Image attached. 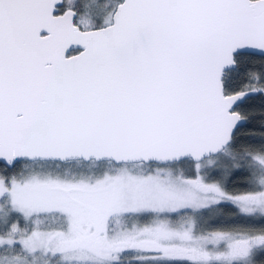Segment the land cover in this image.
<instances>
[{
  "label": "snow or ice",
  "instance_id": "6c2138e0",
  "mask_svg": "<svg viewBox=\"0 0 264 264\" xmlns=\"http://www.w3.org/2000/svg\"><path fill=\"white\" fill-rule=\"evenodd\" d=\"M0 264H264V0H0Z\"/></svg>",
  "mask_w": 264,
  "mask_h": 264
}]
</instances>
